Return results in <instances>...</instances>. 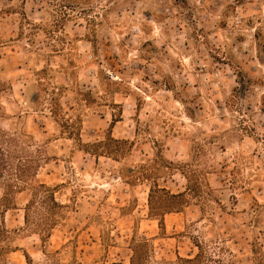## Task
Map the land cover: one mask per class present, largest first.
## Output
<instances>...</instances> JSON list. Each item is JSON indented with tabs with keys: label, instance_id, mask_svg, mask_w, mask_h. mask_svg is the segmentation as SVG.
<instances>
[{
	"label": "rangeland",
	"instance_id": "rangeland-1",
	"mask_svg": "<svg viewBox=\"0 0 264 264\" xmlns=\"http://www.w3.org/2000/svg\"><path fill=\"white\" fill-rule=\"evenodd\" d=\"M0 35L68 205L44 243L18 194L3 264H264V0H0Z\"/></svg>",
	"mask_w": 264,
	"mask_h": 264
},
{
	"label": "trees",
	"instance_id": "trees-1",
	"mask_svg": "<svg viewBox=\"0 0 264 264\" xmlns=\"http://www.w3.org/2000/svg\"><path fill=\"white\" fill-rule=\"evenodd\" d=\"M2 40L3 37L0 35V43ZM6 89L7 84L0 80V264L5 262L7 255L17 251L14 247V231L7 224V212L16 207L18 194L29 193L24 208L25 226L38 233L44 243L50 239L55 227L62 222L63 211L68 207L57 200L56 186L38 183V173L46 159L34 137L2 126L5 108L1 96ZM151 196L152 194L150 198ZM166 210L153 213L152 216L159 218L160 223L164 224ZM25 256L27 260H31L28 253H25ZM134 257L135 255L132 257V263Z\"/></svg>",
	"mask_w": 264,
	"mask_h": 264
},
{
	"label": "water",
	"instance_id": "water-1",
	"mask_svg": "<svg viewBox=\"0 0 264 264\" xmlns=\"http://www.w3.org/2000/svg\"><path fill=\"white\" fill-rule=\"evenodd\" d=\"M243 86H244V83H243Z\"/></svg>",
	"mask_w": 264,
	"mask_h": 264
}]
</instances>
